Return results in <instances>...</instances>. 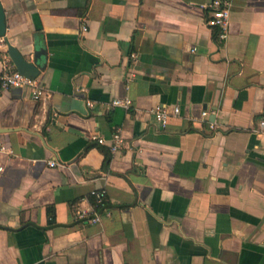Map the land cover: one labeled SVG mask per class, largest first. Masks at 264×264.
<instances>
[{"label":"crops","instance_id":"1","mask_svg":"<svg viewBox=\"0 0 264 264\" xmlns=\"http://www.w3.org/2000/svg\"><path fill=\"white\" fill-rule=\"evenodd\" d=\"M210 2L0 0V72L37 52L45 90L0 89V264H264V0L225 42Z\"/></svg>","mask_w":264,"mask_h":264},{"label":"built area","instance_id":"2","mask_svg":"<svg viewBox=\"0 0 264 264\" xmlns=\"http://www.w3.org/2000/svg\"><path fill=\"white\" fill-rule=\"evenodd\" d=\"M234 5V0H211L208 5L210 10V17L207 21V25L211 28L216 29L217 38L220 42H225L228 38L229 30V19L230 11ZM85 30V28H83ZM132 59H136V55H131ZM11 88H27L30 90L31 96L34 99H41L45 95V90L39 85L36 78H30L19 73L11 64L8 62L4 64L3 70L0 72V89L7 90ZM92 106L91 103H88ZM111 105L113 107H120L128 109L131 106L130 99L126 98L123 100L116 99L113 100ZM151 114L154 116L155 120L159 123L162 129H166L168 126L169 117L171 114L178 115L179 109L174 108L172 112H169L166 108L162 106H156L151 110ZM208 113L203 112L202 117H207ZM210 128H214L213 124L209 125ZM264 131V120L258 122L257 127L254 129V133H262ZM94 140L100 144L104 145L106 143L105 139L102 137H94ZM124 148V140L120 136L119 132H116L111 137V144L109 145V152L115 154L120 152ZM0 153H7V149L4 145L0 144ZM49 166H56L55 162H49ZM95 200L96 206L94 209L88 213L87 211H80L76 214L77 220H87L90 224H97L101 221V214L96 208H104L106 195L103 191H96L92 193Z\"/></svg>","mask_w":264,"mask_h":264},{"label":"water","instance_id":"3","mask_svg":"<svg viewBox=\"0 0 264 264\" xmlns=\"http://www.w3.org/2000/svg\"><path fill=\"white\" fill-rule=\"evenodd\" d=\"M6 32L5 12L0 3V37H3ZM8 57L13 64L14 68L21 74L30 78H37L40 72L37 67L38 53L34 55V62H29L26 57L21 54L17 49L7 43Z\"/></svg>","mask_w":264,"mask_h":264},{"label":"trees","instance_id":"4","mask_svg":"<svg viewBox=\"0 0 264 264\" xmlns=\"http://www.w3.org/2000/svg\"><path fill=\"white\" fill-rule=\"evenodd\" d=\"M94 205H96V204L94 203ZM96 209H98L99 211L101 210V208H96Z\"/></svg>","mask_w":264,"mask_h":264}]
</instances>
